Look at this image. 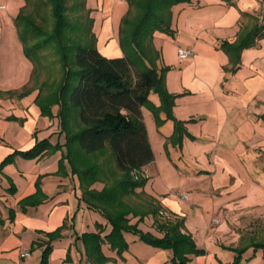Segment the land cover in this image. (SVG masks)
<instances>
[{
  "label": "crops",
  "instance_id": "1",
  "mask_svg": "<svg viewBox=\"0 0 264 264\" xmlns=\"http://www.w3.org/2000/svg\"><path fill=\"white\" fill-rule=\"evenodd\" d=\"M86 3L101 54L124 56L120 26L130 8L128 0ZM0 4L5 5L0 29L6 38L25 0ZM260 22L264 0H192L172 7L173 35L156 31L153 36L155 62L160 69L168 67L166 87L177 95L173 114L188 133L181 145L175 143L174 120L162 111L160 124L149 108H142L155 159L136 172L146 182L127 200L133 207L131 223L156 236L164 235L157 228L158 217L184 219L185 231L203 250L188 255L191 264H232V248L264 241L257 239L264 234V38L243 49L239 58L221 47ZM14 35L23 49L18 30ZM181 48L193 54L181 58ZM33 69L32 64L12 78L0 79V264H38L47 234L64 223L61 237L52 242L50 264H90L81 235L101 231L105 236L112 226L81 199L79 176L67 160L60 162L63 151L34 159L17 155L1 167L10 154L28 150L39 140L65 142L60 119L42 116L35 103L40 84L32 80ZM25 87L31 90L22 97L6 93ZM151 99L161 104L158 94L152 93ZM53 110L56 114L58 106ZM104 186L97 181L92 187ZM32 196L37 204H22ZM124 236L128 249L122 254L108 242L102 244L105 264L171 263L172 250L148 244L131 232ZM24 251L30 256L22 257ZM241 264H264V251L248 248Z\"/></svg>",
  "mask_w": 264,
  "mask_h": 264
},
{
  "label": "trees",
  "instance_id": "2",
  "mask_svg": "<svg viewBox=\"0 0 264 264\" xmlns=\"http://www.w3.org/2000/svg\"><path fill=\"white\" fill-rule=\"evenodd\" d=\"M191 1L128 0L130 8L120 26V44L125 54L114 58L102 55L96 46L94 19L86 0H25L15 18L25 54L34 66L32 80L40 84L36 102L43 115L60 119L65 142L53 145L49 138L39 140L28 150L10 154L1 167L12 163L17 155L34 159L47 152L63 151L60 162L67 160L73 173L79 176L81 199L90 209L106 217L112 226L105 236L101 231L81 235L90 264H105L108 260L102 252L104 242L119 254L126 251L125 232L134 233L155 247L172 250L170 264H191L188 255L203 252L192 235L185 231L182 218L158 217L157 228L164 232L161 237L141 230L137 223L132 224L133 207L127 200L146 182L136 172L155 159L142 108H149L160 124L164 121L160 118L162 111L174 120L175 143L181 145L188 133L185 123L173 114L177 95L166 87L168 67L160 69L155 62L153 36L156 31L173 35L172 7ZM262 38L264 22L244 31L233 43L223 41L221 47L239 58L243 49L256 46ZM51 56L55 58L49 61ZM49 62L60 65L61 78L59 82L39 83L40 74L49 68ZM30 90L25 87L21 92L6 93L22 97ZM152 93L159 95L160 105L151 99ZM55 105L58 106L56 114ZM104 153L109 154L108 162L113 164L114 170L107 167V160H96ZM97 181L105 183L101 190L92 187ZM32 197L24 199L22 204H37ZM64 227L65 223L47 234L49 240L38 264H50L52 242L61 237ZM250 247L264 251V241L232 248L236 252L232 264H241Z\"/></svg>",
  "mask_w": 264,
  "mask_h": 264
},
{
  "label": "rangeland",
  "instance_id": "3",
  "mask_svg": "<svg viewBox=\"0 0 264 264\" xmlns=\"http://www.w3.org/2000/svg\"><path fill=\"white\" fill-rule=\"evenodd\" d=\"M136 11V9L134 10ZM137 12V11H136ZM8 31H5V36L3 34V30L0 29V79L4 77H14L16 75L15 72H18V70L23 69H30L31 65L33 64L32 61L27 57L25 54L24 48L22 49L21 43L18 40H15L14 32L17 31V27L14 23H12L8 29ZM14 30V31H13ZM13 32V34H12ZM17 39V38H16ZM21 47V49H20ZM49 61L51 59L54 60L55 57L51 56L49 57ZM59 64H52L49 62V68H47L45 71L41 72L40 74V82L42 83L44 81L52 82L56 81L59 82L61 78V69ZM25 71V70H24ZM37 107L39 108V112L42 116V108L41 106L35 102ZM51 119L49 116H45ZM261 157H264V154L261 155ZM109 154H99L96 158L98 162H101V160L106 161L107 160V167H110L113 169V164L108 162ZM14 162V161H13ZM114 170V169H113ZM110 173V172H108ZM264 224V223H263ZM260 223V225H263ZM257 239H264V234L259 235ZM263 241V240H262Z\"/></svg>",
  "mask_w": 264,
  "mask_h": 264
},
{
  "label": "built area",
  "instance_id": "4",
  "mask_svg": "<svg viewBox=\"0 0 264 264\" xmlns=\"http://www.w3.org/2000/svg\"><path fill=\"white\" fill-rule=\"evenodd\" d=\"M5 9V5L4 4H0V11L1 10H4ZM193 54V50L192 49H184V48H181L179 50V56L181 58H188L190 57L191 55ZM184 198H187L188 197V194H184L183 195ZM164 214V213H163ZM166 217H169V215L165 214ZM21 256L22 257H28L30 256V252L29 251H24L21 253Z\"/></svg>",
  "mask_w": 264,
  "mask_h": 264
}]
</instances>
